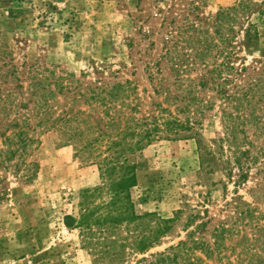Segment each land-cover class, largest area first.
Wrapping results in <instances>:
<instances>
[{"label":"trees","instance_id":"16d2710c","mask_svg":"<svg viewBox=\"0 0 264 264\" xmlns=\"http://www.w3.org/2000/svg\"><path fill=\"white\" fill-rule=\"evenodd\" d=\"M198 5L190 3V10L197 12ZM256 6L241 0L213 19L193 20L187 13L179 24L172 20L161 57L146 66L154 97L144 113L132 82L83 90L75 73L34 76L33 108L3 103V114L18 116L0 123L3 165L28 156L52 131L61 133L64 144L84 143L80 151L98 161L101 186L83 193L78 217L64 219L67 228L80 231L95 262L130 264L135 257V264H264V215L255 207L264 200V182L250 190L252 203L238 197L227 204L237 216L192 217L184 226L186 240L142 259L176 219L137 216L130 194L137 185L130 157L157 139L196 140L203 173L221 170L233 179L236 168L235 186L247 184L254 171L264 176V59L250 65L242 55L260 42L251 21ZM217 113L221 131L207 143L200 131ZM124 228L127 237L121 235Z\"/></svg>","mask_w":264,"mask_h":264},{"label":"rangeland","instance_id":"374dc122","mask_svg":"<svg viewBox=\"0 0 264 264\" xmlns=\"http://www.w3.org/2000/svg\"><path fill=\"white\" fill-rule=\"evenodd\" d=\"M239 1L0 0V123L18 117L3 114L5 102L33 108L34 76L71 73L83 90L132 82L144 113L154 97L146 66L161 57L170 22L181 23L187 13L193 20L198 15L201 20L213 19ZM252 1L257 6L251 21L258 26L260 42L242 53L250 65L264 59V18H259L264 0ZM192 2L199 4L197 12L190 10ZM8 94L12 96L7 100ZM219 117L211 114L205 121L200 131L205 142L218 138ZM40 140L23 159L3 165L0 158V264H108L95 262L80 231L67 228L64 221L80 215L85 191L101 186L98 161L80 151L84 143L64 144L57 131ZM2 150L0 138V154ZM130 159L137 166V185L130 190L136 215L154 216V221L176 219L171 232L138 259L186 240L184 226L192 217L220 221L237 216L234 206L227 204L238 197L252 203L250 190L264 182V176L254 171L247 184L235 186L236 168L233 179L221 170L203 173L194 139H157ZM255 207L264 215V200ZM121 235L129 236L125 228ZM136 260L131 257L130 264Z\"/></svg>","mask_w":264,"mask_h":264}]
</instances>
